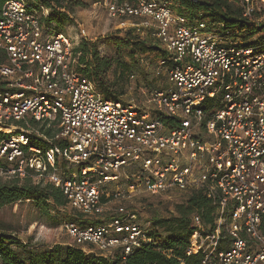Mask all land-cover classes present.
Wrapping results in <instances>:
<instances>
[{"label":"built area","instance_id":"2783aa9c","mask_svg":"<svg viewBox=\"0 0 264 264\" xmlns=\"http://www.w3.org/2000/svg\"><path fill=\"white\" fill-rule=\"evenodd\" d=\"M237 1L246 27L191 19L174 0H102L113 17H139L130 24L148 27L166 50L156 63L168 86L139 106L107 98L74 69L75 42L44 24L48 9L4 0L0 158L14 167L0 170L61 188L89 219L62 223L69 244L108 257L121 250L127 259L147 238L151 219L132 204L109 202L143 191L182 197L203 190L217 217L208 228L194 216L186 253H200L199 264H264V42L241 40L264 24V0ZM107 209L114 211L96 222Z\"/></svg>","mask_w":264,"mask_h":264},{"label":"trees","instance_id":"16d2710c","mask_svg":"<svg viewBox=\"0 0 264 264\" xmlns=\"http://www.w3.org/2000/svg\"><path fill=\"white\" fill-rule=\"evenodd\" d=\"M28 1L31 7L40 11L48 9V14L42 16L46 26L54 23L58 30H64L63 23L70 19L72 8L68 1ZM130 1L137 2V0ZM3 2L4 0H0V7ZM174 2L176 9L191 19L200 17L208 21L223 22L227 28L249 25L243 17L242 8L237 0H174ZM125 17L135 19L136 23L140 22L139 17ZM125 30L124 41L117 42L120 49L115 54H102L96 45L83 39L75 47L77 61L74 69L94 80L107 98L127 102L122 96L128 91L130 78L138 72H143L142 62L151 58V54L157 55L156 57H166L167 53L158 39L157 42L150 38L149 32L135 26ZM256 35L258 40L254 41L252 38ZM241 40L243 45L263 43L264 24L259 27H250L245 34L241 35ZM122 48L127 49L126 54L122 52ZM5 58V53L0 52V63L4 62ZM4 83L0 75V84L4 85ZM167 86L166 78L165 83L155 90L164 89ZM23 124L22 121L16 123L17 126ZM46 132L49 133L48 130ZM5 136L6 134L0 131V143ZM33 142L40 144L46 140L34 139ZM11 167H14V163L0 158V168L8 170ZM33 178L34 175L31 174L26 176L13 174L6 179L0 178V208L30 199L42 205L46 212L69 205L67 197L55 183L42 178L37 182ZM107 200L105 196L102 197L103 202ZM197 214L202 217L208 228L215 224L216 205L203 190H195L183 195L174 204V210L169 216L153 215L147 238L127 259H123L121 250H117L113 256L108 257L96 252L87 253L81 246L71 244L58 243L39 249L30 242L20 240L10 231L9 225L0 218V261L2 264H51L53 262L62 264H199L202 259L200 253L193 255L186 253L195 230L193 221ZM66 220H75L83 224L89 219L74 210V213L64 217L61 223ZM98 220L95 219L96 222Z\"/></svg>","mask_w":264,"mask_h":264},{"label":"rangeland","instance_id":"374dc122","mask_svg":"<svg viewBox=\"0 0 264 264\" xmlns=\"http://www.w3.org/2000/svg\"><path fill=\"white\" fill-rule=\"evenodd\" d=\"M65 1H68L72 8L70 19L64 21L63 29L73 38L75 45H78L84 39L96 45L102 54H115L120 49L117 42L124 41L125 29L134 27L130 23H133L135 19L111 16L102 0ZM135 27L149 32L148 27ZM82 28L85 29L86 36L82 35ZM151 36V39L158 42L157 39ZM252 39L254 41L258 40V35ZM122 52L126 54L127 49L122 48ZM156 56L151 54V58L145 59L146 62H142L143 72H138L130 78L128 91L122 96L123 99L139 106L151 104L150 99L155 88L161 87L166 81L164 70L157 74L156 60L158 57ZM31 172L29 170L28 173ZM10 176H13V174L0 170V178L6 179ZM33 179L37 182L41 180L39 176L35 175ZM118 184L122 185V183H113L112 187H116ZM180 196L177 194L171 196L168 194H152L143 191L137 193L130 200L113 199L108 206L116 207L118 204L126 202L135 206L143 218L151 219L156 214L169 216L174 210V204L181 199ZM113 211L107 209L104 214L95 219L108 217ZM73 213L74 209L70 205L46 212L42 205L32 199L11 203L0 208V218L9 225L10 231L20 240L30 242L39 249L51 247L58 243L69 244L72 242L61 222L64 217H68Z\"/></svg>","mask_w":264,"mask_h":264}]
</instances>
